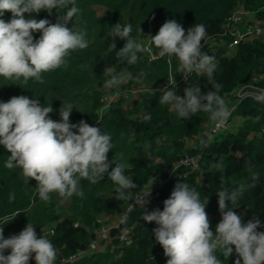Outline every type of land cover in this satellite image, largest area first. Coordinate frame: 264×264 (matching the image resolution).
<instances>
[{
	"label": "trees",
	"instance_id": "trees-1",
	"mask_svg": "<svg viewBox=\"0 0 264 264\" xmlns=\"http://www.w3.org/2000/svg\"><path fill=\"white\" fill-rule=\"evenodd\" d=\"M76 5L81 12L74 23L85 33L89 46L72 52L66 66L43 73V83L29 79L25 84L21 79L13 84L0 77V102L18 95L36 98L41 104L53 107L49 115L57 121L61 105L71 104L74 108L70 123L84 120L109 133L113 145L108 153L109 160L123 163L125 175L132 178L137 187L129 190L131 195L126 193L125 198L119 199L116 185L107 175L95 184L81 180L84 195L69 198L67 209L57 193H51V199L43 201L37 194L35 180L28 181L19 168H6L5 161L10 153L0 145V225H3L5 238L18 234L32 223L37 233L42 229H54V233L46 237L57 250L55 264L81 250L84 253L70 264H166L167 257L152 232L155 223L141 219L142 212L150 211L152 203L144 210L137 206L119 228L114 225L132 196L145 190L151 191V202L159 203L158 209L163 210V201L169 198L178 182L195 188L202 202L207 198L206 212L212 231L221 219L217 192L222 188L233 191L245 184L246 190L234 211L245 223L255 216L262 225L258 231H264V101L243 98L233 111L243 118L239 128L217 132L209 146L200 150L214 121L203 111L184 119L170 111V105L159 103L163 94L161 85L173 78L177 82L183 72L175 57L150 59L146 49L157 54L158 49L148 39L166 20H177L186 31L195 24H204L207 36L202 41V51L215 57V71L211 78L192 73L188 80L181 79L183 82L179 81V85L182 84L183 89L179 95H184L185 87L197 85L203 93L216 90L223 98L264 73V38L261 35L242 41L234 48L229 46L233 37L231 29L243 30V26L254 24L245 20L246 14L253 12L257 19L264 20V0H76ZM63 11L53 10L49 15L41 10L38 14L32 13L31 18L55 23L57 14L62 15ZM238 11L243 12V21L229 25L230 17ZM25 15L28 18V14ZM11 16L10 12H5L0 19L8 21ZM116 23L131 24V37L144 45L145 50L138 53L134 64L117 59L116 52L124 46V40L115 38L116 48L109 51L113 43L111 30ZM33 35L38 39L40 33ZM108 65L113 74L131 73L132 78L119 86L141 97L133 108L124 107L126 99L122 97L103 113L99 112L102 93L116 88L105 87V82L111 78L107 73ZM217 84L221 86L219 89L215 87ZM261 84L264 85V81ZM140 109H143L141 114L138 113ZM145 116H150V120L145 121ZM194 142L198 149L191 147ZM198 152L202 154L199 168L189 170L182 178L167 180L169 166L186 153ZM184 170L182 167L181 171ZM253 173L259 174L258 180H252ZM252 184L255 186L249 187ZM102 217L107 220L113 217L115 222L103 226ZM105 228L110 229L103 232ZM96 243L105 244V247L89 253V248ZM9 251L6 250L5 255ZM215 254L222 264H234L237 258L235 251L228 257L222 250ZM29 264H36L34 256Z\"/></svg>",
	"mask_w": 264,
	"mask_h": 264
},
{
	"label": "clouds",
	"instance_id": "clouds-1",
	"mask_svg": "<svg viewBox=\"0 0 264 264\" xmlns=\"http://www.w3.org/2000/svg\"><path fill=\"white\" fill-rule=\"evenodd\" d=\"M41 10L49 15L53 10L64 11L62 15L57 14L55 23L31 18L32 13L38 14ZM5 12L12 16L8 21L0 19V77L13 84L21 79L25 84L29 79L43 83V73L66 66L72 52L89 46L85 33L74 23L81 12L76 0H0V17ZM37 32L38 39L33 35ZM131 32V24H114L113 43L109 46V51L115 50V38L124 40L116 55L117 59H126L129 65L145 50L143 43L131 37ZM206 36L204 24H195L186 31L177 20L170 19L150 40L160 57H175L179 61L185 79L192 73L211 78L216 63L215 57L202 51ZM107 73L111 77L105 82L107 88L132 78L131 73L113 74L111 69ZM160 91L163 94L159 103L170 105V111L181 118L188 119L203 111L219 127L230 115L216 90L203 93L197 85L187 86L183 96L177 94L175 87L166 86ZM255 98L264 101V94ZM105 107L102 104L99 112ZM73 108L71 104L61 105L57 121L49 115L53 107L41 104L36 98L18 95L0 102V145L10 153L5 167L19 168L28 181L35 180L37 194L43 201H49L51 193L63 199L73 195L82 197L81 180L95 184L105 175L116 185L117 198H125L126 193L131 195L129 190L137 184L125 175L123 163L108 158L113 147L111 135L84 120L70 123ZM150 118L145 116L144 120ZM258 179L259 174L253 173L252 180ZM245 190L246 185L242 183L233 191L222 188L217 192L221 219L215 231L211 230L206 212L207 198L202 202L200 193L187 183L175 184L169 198L163 201V210L143 211L141 219L156 225L152 232L167 257L166 264H222L215 254L218 250L226 257L235 251L234 264H264V231H258L261 221L254 216L245 223L234 211ZM150 195L151 191L143 193L135 204L144 210ZM6 250H10L7 255ZM33 256L36 264H55L57 250L46 236H37L32 223L8 238L0 225V264H29Z\"/></svg>",
	"mask_w": 264,
	"mask_h": 264
},
{
	"label": "built area",
	"instance_id": "built-area-1",
	"mask_svg": "<svg viewBox=\"0 0 264 264\" xmlns=\"http://www.w3.org/2000/svg\"><path fill=\"white\" fill-rule=\"evenodd\" d=\"M239 21H243V12L242 11H238L235 12L229 19V25L231 24V22L237 23ZM230 34L233 36L232 40L229 43V46L231 48L236 47L240 42L245 41V40H250L253 39L255 36H259L262 34V28L258 25L255 24H247L245 29H240V28H233L230 30ZM146 49L150 52L148 55L150 56V59H154L155 57L159 56V50H158V55L153 52H151L149 50L148 47H146ZM170 60V58H169ZM190 77H188L187 79L184 78V73L182 76V80L186 81L188 80ZM264 81V73H261L260 75H258L256 78H254L253 80L249 81L248 83L242 85L239 88V92H238V97L239 100L241 101L243 98H247V97H252L255 98L261 94H264V85L261 84V82ZM176 81H174V78L169 81L166 85H168L167 87H170L171 85L175 84ZM166 87V86H165ZM104 93V92H103ZM102 93V94H103ZM105 93H111L114 94L113 96H108V95H102L100 98L101 103L103 104V107L110 105L114 100H118L119 98L122 97H130V95L127 93V91L124 90H111V91H105ZM256 99V98H255ZM239 101V102H240ZM230 115L227 118V120L221 124L219 127L216 126V122L213 123V125L209 128V130H211V132L208 134L207 139L202 143L200 150L206 148L209 146L210 141L213 139L214 134H216L217 132L221 131L223 128H225L228 123L230 122L231 116L233 114L234 111V107L230 108ZM192 148L194 149H198L199 147L197 145L194 144L191 145ZM202 154L201 152H198L194 155H191L189 153H186L184 156H182L175 164H173L172 166H169L167 168V180L172 179L173 177H177V178H182L183 176H185L187 173H189V170H195L197 168L200 167V158H201ZM184 167L185 170L181 171V168ZM149 190H145L142 193H136L132 196L126 210L122 213L119 221L114 225L115 227L119 228L121 226L122 223H125L126 220L128 219L131 211H133L137 205L135 204V201L138 200L140 198V196L145 193L148 192ZM146 208H148V206L146 205ZM110 228H105L103 229V232L109 230ZM50 233H54V229L53 228H47V229H42L37 233V236H41V235H48ZM84 253L83 250L77 252V253H73L68 257L62 258L59 264H70L75 262L82 254Z\"/></svg>",
	"mask_w": 264,
	"mask_h": 264
},
{
	"label": "rangeland",
	"instance_id": "rangeland-1",
	"mask_svg": "<svg viewBox=\"0 0 264 264\" xmlns=\"http://www.w3.org/2000/svg\"><path fill=\"white\" fill-rule=\"evenodd\" d=\"M99 11L102 12V9L99 8ZM244 17H245V20H246V21L251 20V21H253V23H254L255 25H258V26H260V27L262 28V34H261V37L264 38V20H259V19H257L253 12L246 14ZM243 29H245L244 26H243ZM148 40H150V38H149ZM218 45L223 46V43L218 42ZM157 53H158V51H157ZM231 53H233V49H231ZM155 55H156V53H155ZM107 68H108V69H111V65H108ZM179 81H182V80L180 79V80H178L175 84H173V85H171L170 87H168V88H172L174 85H176V86H174V87H175L176 92H177L178 95L180 94V92H182V89H183V88H182V84L179 85V83H181V82H179ZM125 82L127 83V80H125ZM182 82H183V81H182ZM167 83H168V82H166L165 84L161 85V89L164 88L165 86H168V85H166ZM183 84H184V83H183ZM121 87H122V86L117 85L116 88H115L114 90H116V89H117V90H120ZM239 88H240V87H239ZM105 89H107V88H105ZM102 90H104V89L102 88ZM238 92H239V89H236V90H234L232 93H229V94L225 95V96L222 98V99L225 101V104H226V106H227L229 109L232 108V107H236L237 104L239 103L240 100H239V97H238ZM127 93L130 95V97H128V98H127V97H123V98L126 99L123 105H124V107L133 108L135 102L137 103V100H139L141 97H140V96H137V93L135 94V96H133V95L131 94V92H127ZM103 94H104V95H108V96H113L115 93H114V94H111V93H105V92H104ZM103 94H102V95H103ZM102 95H101V96H102ZM101 96H100V98H101ZM115 101H117V99L114 100L113 102H115ZM113 102H112V103H113ZM112 103H111V104H112ZM132 106H133V107H132ZM108 107H109V106L105 107L104 110H103L101 113H103ZM138 113H139V114L143 113V109H140ZM241 123H243V118H242L239 114H233V115L231 116L230 122L228 123V125H227L225 128L222 129V131H226V130H227V131H236V130L239 128V125H240ZM148 199H149L150 202H149L147 205H150V204L152 203V206H151L152 209L150 208V211H152V210H154V209H158V207H159V203L151 202L152 200H151L150 197H149ZM61 202H62V203L66 206V208L68 209V207H69V205H70V199H69V198H68V199H62ZM102 221H103V226H110V225H112V224L115 222L113 217H111L110 220H107V219H105V218L102 217ZM96 230H97V228H96ZM99 230H100V229H99ZM102 236H103V235H102ZM102 236H101V237H102ZM104 247H105V244H98V243H96V244L92 245V246L89 248L88 252L91 253V252L94 251V250L102 249V248H104Z\"/></svg>",
	"mask_w": 264,
	"mask_h": 264
}]
</instances>
